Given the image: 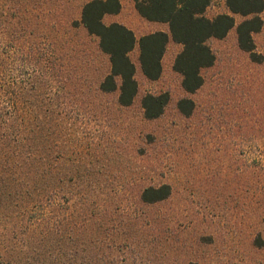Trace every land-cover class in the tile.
Instances as JSON below:
<instances>
[{"label":"rangeland","instance_id":"obj_1","mask_svg":"<svg viewBox=\"0 0 264 264\" xmlns=\"http://www.w3.org/2000/svg\"><path fill=\"white\" fill-rule=\"evenodd\" d=\"M87 1L34 0L45 17H32L31 34L17 32L13 48L0 45V64L4 76L7 53H14L23 93L18 114L26 119L30 109L45 119L52 164L61 157L71 181L66 190L95 199L98 215L107 211L94 225L108 227L111 236L97 239L120 244L119 260L141 264H264V24L253 34L259 61L238 48L235 28L208 40L215 60L201 71L203 84L194 94L184 92L172 67L180 45L168 44L155 81L143 76L136 46L130 59L138 92L123 108L117 93L98 90L108 57L94 37L73 26ZM119 1L120 12L106 16V25L122 24L136 39L169 34L167 24L143 19L135 0ZM220 14H230L224 0H212L205 17ZM233 18L236 24L243 19ZM161 93L169 96L162 116L144 119L142 97ZM185 99L193 104L189 115L178 108ZM162 185L170 187L169 198L139 201L142 189ZM17 257H5L0 247V264L38 262L33 252Z\"/></svg>","mask_w":264,"mask_h":264},{"label":"trees","instance_id":"obj_2","mask_svg":"<svg viewBox=\"0 0 264 264\" xmlns=\"http://www.w3.org/2000/svg\"><path fill=\"white\" fill-rule=\"evenodd\" d=\"M211 2L135 0V9L143 19L167 24L169 30V34L157 31L136 39L126 26L119 23L106 25L103 22L106 16L120 12L119 0L87 1L81 8L79 21H74L73 26L82 27L89 36L94 37L99 51L108 57L109 72L99 83V92L117 93L120 107L132 105L138 86L130 53L136 46L143 76L155 81L161 76V60L168 44L173 42L180 45L182 49L175 56L172 67L181 76V87L187 94L199 90L203 84L201 71L214 63L215 58L207 41L223 39L233 28L238 48L248 53L252 60L259 61L254 53L253 34L259 32L264 24V1L224 0L230 14L207 18L204 12ZM45 13L41 3H35L34 0H0V45L13 48L16 33L31 34V26L34 24L32 17L44 18ZM233 15L242 17V21L236 24ZM45 20L37 21L44 25ZM8 55L10 69L4 76L0 64L2 254L8 258L18 256L17 259H22L25 253L33 252L37 264H45L44 257H48L51 263L62 260L63 264H141L142 261H130L126 256L119 260L116 254L121 252L120 244L113 243L111 239L106 243L97 239L104 235L111 236L108 227L94 225L96 219L105 218L107 211L98 215L94 211L97 205L95 199L92 202L87 197L66 190L71 181L63 175L65 169L61 157H56L52 164L47 125L45 119L41 122V114L36 116L30 109H26L27 118L19 116L22 87L16 78V69L13 68L14 53L13 56ZM168 101L167 93L144 95L141 99L144 119L155 120L161 117ZM178 108L189 115L193 104L189 100H181ZM31 113L34 114L36 124L33 123ZM73 158V162L77 161L73 165L77 173L79 162L76 156ZM169 196L168 185L149 186L141 190L139 201L154 205ZM112 254L115 256L111 257Z\"/></svg>","mask_w":264,"mask_h":264}]
</instances>
